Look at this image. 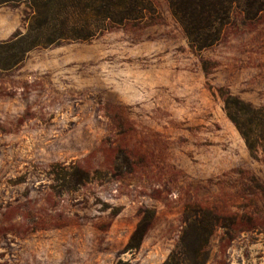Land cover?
I'll return each instance as SVG.
<instances>
[{
  "label": "rangeland",
  "instance_id": "rangeland-1",
  "mask_svg": "<svg viewBox=\"0 0 264 264\" xmlns=\"http://www.w3.org/2000/svg\"><path fill=\"white\" fill-rule=\"evenodd\" d=\"M152 2L15 65L33 13L0 5V264H264V154L225 111L264 108V11L197 50Z\"/></svg>",
  "mask_w": 264,
  "mask_h": 264
},
{
  "label": "trees",
  "instance_id": "trees-1",
  "mask_svg": "<svg viewBox=\"0 0 264 264\" xmlns=\"http://www.w3.org/2000/svg\"><path fill=\"white\" fill-rule=\"evenodd\" d=\"M166 1L188 44L197 50L219 41L236 10L247 20L255 19L264 11V0ZM19 3L29 4L33 16L27 31L14 34L8 44L21 42L32 32L38 36L21 49L14 65L21 62L23 55L34 47L83 41L111 26L139 21L154 12L152 0H0V5ZM37 20L39 24H36ZM225 111L249 152L252 155L259 151L264 154V108L251 110L237 101L226 100ZM148 221L149 218L145 217L137 224L130 236V248L139 247Z\"/></svg>",
  "mask_w": 264,
  "mask_h": 264
}]
</instances>
